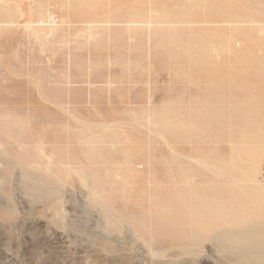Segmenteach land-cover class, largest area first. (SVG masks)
<instances>
[{
  "label": "rangeland",
  "instance_id": "1",
  "mask_svg": "<svg viewBox=\"0 0 264 264\" xmlns=\"http://www.w3.org/2000/svg\"><path fill=\"white\" fill-rule=\"evenodd\" d=\"M263 174L264 0H0V264H260Z\"/></svg>",
  "mask_w": 264,
  "mask_h": 264
},
{
  "label": "bare ground",
  "instance_id": "2",
  "mask_svg": "<svg viewBox=\"0 0 264 264\" xmlns=\"http://www.w3.org/2000/svg\"><path fill=\"white\" fill-rule=\"evenodd\" d=\"M23 13V12H22ZM29 22V21H28ZM34 23V22H33ZM30 24L32 25V22H30ZM35 24V23H34ZM43 24V23H42ZM52 24V23H51ZM56 24V23H55ZM6 150V149H4ZM45 157V156H44ZM229 181V180H228ZM151 243V242H150ZM258 261L260 264H264V256H259L258 257Z\"/></svg>",
  "mask_w": 264,
  "mask_h": 264
},
{
  "label": "built area",
  "instance_id": "3",
  "mask_svg": "<svg viewBox=\"0 0 264 264\" xmlns=\"http://www.w3.org/2000/svg\"><path fill=\"white\" fill-rule=\"evenodd\" d=\"M56 20H57L56 17H54L53 22H56ZM262 178L264 179V174H263Z\"/></svg>",
  "mask_w": 264,
  "mask_h": 264
}]
</instances>
